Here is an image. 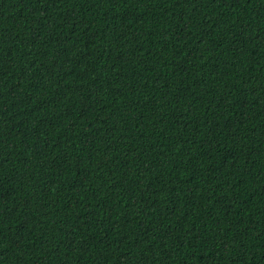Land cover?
<instances>
[{
	"label": "trees",
	"instance_id": "trees-1",
	"mask_svg": "<svg viewBox=\"0 0 264 264\" xmlns=\"http://www.w3.org/2000/svg\"><path fill=\"white\" fill-rule=\"evenodd\" d=\"M0 264H264V0H0Z\"/></svg>",
	"mask_w": 264,
	"mask_h": 264
}]
</instances>
